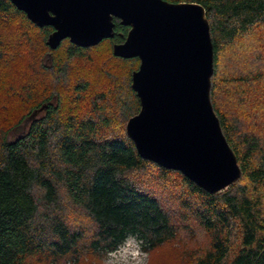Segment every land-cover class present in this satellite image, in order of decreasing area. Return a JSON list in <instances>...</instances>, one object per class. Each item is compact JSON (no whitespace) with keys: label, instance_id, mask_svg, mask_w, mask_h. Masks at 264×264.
I'll return each mask as SVG.
<instances>
[{"label":"trees","instance_id":"trees-1","mask_svg":"<svg viewBox=\"0 0 264 264\" xmlns=\"http://www.w3.org/2000/svg\"><path fill=\"white\" fill-rule=\"evenodd\" d=\"M168 1L205 7L214 48L211 100L237 156L240 179L221 192L210 193L181 171L141 157L127 129H113L115 117L107 110L92 106L84 114L64 111L60 92L47 88L51 83L45 81L46 73L63 82L73 61L106 49L110 61L123 63L128 70L134 64L127 80L131 103L125 105L127 100L119 98L123 111L118 115L127 121L136 115L141 103L132 87V74L140 59L113 54V45L125 41L129 26L115 18V35L97 45L81 47L67 38L52 49L47 45L52 26L39 27L10 0H0V65H8L21 45L20 38L27 37L25 31L6 33L16 19L42 30L47 56L46 62L31 67V83L20 91H9L20 94L26 103L34 102L19 125L42 105L47 108L13 139L10 133L16 126L0 128V264H31L40 259L80 264L87 254L106 258L129 235H135L146 252L174 241L179 231L174 214L178 213L167 208L147 183L153 172L162 180L173 173L181 177L183 218L193 219L209 238L208 247L197 251L190 264H264V137L244 129L215 100L222 86L262 78L224 76L220 56L239 39L264 29V0ZM65 44L64 53L60 52ZM76 84L82 90L89 87L82 79Z\"/></svg>","mask_w":264,"mask_h":264},{"label":"water","instance_id":"water-1","mask_svg":"<svg viewBox=\"0 0 264 264\" xmlns=\"http://www.w3.org/2000/svg\"><path fill=\"white\" fill-rule=\"evenodd\" d=\"M37 26H52L47 45L91 47L129 26L113 54L140 59L132 87L141 108L127 122L139 155L181 171L210 193L230 187L242 170L217 116L211 86L214 48L203 5L168 0H10ZM42 105L28 116L33 120Z\"/></svg>","mask_w":264,"mask_h":264},{"label":"rangeland","instance_id":"rangeland-1","mask_svg":"<svg viewBox=\"0 0 264 264\" xmlns=\"http://www.w3.org/2000/svg\"><path fill=\"white\" fill-rule=\"evenodd\" d=\"M5 31L12 35L25 31L27 36L25 39L20 38L21 45L11 54L8 65H0V128L16 126L10 133V138L13 139L24 133L30 124L31 120L27 117L19 125L21 117L28 113L34 102L26 103L21 100L23 97L20 94H10L9 91H20L23 86L31 83V67H37L40 61L46 62L47 56L42 30L16 19ZM65 48L66 44L60 52L64 53ZM108 56L107 50L101 48L91 54L93 59L87 57L73 61L63 82L60 80L58 83L52 73L43 76L46 77V82L51 83L50 86L47 85L49 90L57 89L60 92L64 111L70 109L72 112L82 111L84 114L88 113L92 106H100L107 110L106 113L115 117L112 125L114 130L120 131L123 127L126 130L128 121L122 114L118 115L123 111L119 98L127 100L125 105L131 103L128 100L127 80L134 64L130 65L128 70L127 65L116 64L110 61ZM220 69L224 76L252 74L254 77H262L248 84L236 85L232 82L227 84V87L222 86L215 100L229 116L237 118L244 129L258 132L264 137V29H256L249 36L226 48L220 56ZM80 79L88 81L89 87L86 90L77 87L76 83ZM152 174L155 175L147 177V183L159 194L167 208L178 213L174 214L178 222V236L153 252H146L139 239L135 235H129L114 253L131 261L136 255L138 244L140 251L147 254L146 264H190L197 251L208 247L209 238L193 219L183 218L184 211L179 206V193L185 186L181 177L173 173L162 180L155 172ZM107 258L108 256L98 259L87 254L80 264H105ZM31 264L51 263L40 259L32 261Z\"/></svg>","mask_w":264,"mask_h":264},{"label":"clouds","instance_id":"clouds-1","mask_svg":"<svg viewBox=\"0 0 264 264\" xmlns=\"http://www.w3.org/2000/svg\"><path fill=\"white\" fill-rule=\"evenodd\" d=\"M137 251L136 255L133 257L131 261H129L124 256H118L114 252L108 253V258L105 261V264H146V253H142L139 249V245H136Z\"/></svg>","mask_w":264,"mask_h":264}]
</instances>
